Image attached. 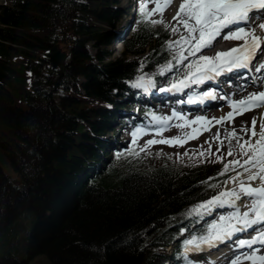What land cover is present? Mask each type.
<instances>
[{
	"label": "trees",
	"instance_id": "1",
	"mask_svg": "<svg viewBox=\"0 0 264 264\" xmlns=\"http://www.w3.org/2000/svg\"><path fill=\"white\" fill-rule=\"evenodd\" d=\"M115 2L11 0L0 13V264H159L185 207L208 188L209 170L146 168L127 156L77 187L93 151L81 143L92 139L86 125L97 131L98 102L137 67L120 58L98 74L89 63L86 44L108 40ZM164 39L141 23L127 48L151 45L153 63L166 54ZM56 43L71 51L63 71L49 59ZM79 75L89 81L85 94ZM7 159L16 176L2 166Z\"/></svg>",
	"mask_w": 264,
	"mask_h": 264
},
{
	"label": "snow or ice",
	"instance_id": "2",
	"mask_svg": "<svg viewBox=\"0 0 264 264\" xmlns=\"http://www.w3.org/2000/svg\"><path fill=\"white\" fill-rule=\"evenodd\" d=\"M148 2H155L156 6L149 11L147 2L140 4L141 22L164 23L162 19L163 11L171 5L172 0H163V3L160 0H148ZM261 10H264V0H183L173 19L184 17L179 20V23L184 26L188 35L181 34L179 40L168 42L169 48H172L174 43L181 46V51L173 57V59H176L177 65L183 64V61L188 59V56L184 55L185 50H187L189 56H194L204 48L211 49L213 41L221 36L225 29L228 31L224 32L223 40L238 39L243 40L244 43L239 48L230 49L227 53H217L214 57L199 56L186 65L182 73L168 81V88L161 87L159 90L182 92L183 89L190 87L192 84L199 85L212 79L213 73L218 75L225 71L231 72L234 69L248 68L255 53L264 43V36H258L255 28L246 31L245 25L250 19H253L250 14L258 13ZM157 12H159L161 19L152 20L151 17ZM258 27L264 31V23H260ZM171 31L175 34L179 29L178 27H172ZM185 45H187L186 49L184 48ZM222 57H229L230 59L221 62ZM201 62H204L203 65H201ZM172 68L173 65L169 62L164 69H161V74L165 69L171 71ZM261 68H264V64L260 65L257 70L259 71ZM133 87H155V81L140 76ZM206 98H214L213 93L205 92L203 96L197 97L200 101ZM189 102L194 101L190 100ZM257 107H264V92L251 93L243 100L232 102L234 111L240 109L239 114ZM150 115L155 124L159 126V132L162 133L169 127L168 122L179 114L173 112L171 117L157 116L154 113H150ZM232 116L233 112H229L227 116L221 117L220 120L231 119ZM180 118L184 119V117ZM195 120L201 121L206 120V118L196 117ZM241 131L246 135L250 133L249 139L237 138L235 131L229 133L230 136L236 139V145L232 146L230 142L227 155L232 156L235 149L237 155L246 157V159H244L243 165H240L239 160L229 161L228 164H225L221 173L223 175L229 171V164L243 167V172L237 173L236 176L231 178L232 182L238 184L239 191L236 189L222 191L211 200L197 205L189 212V215L196 214L201 217L204 214L211 215L213 208L225 206L232 208L233 211L226 215H220L218 220L209 223L201 236H193L191 239L186 240L184 242V252L201 251L203 250L202 245L214 247L218 243L232 240L238 233H244L254 226L261 225L262 227L256 228V234L250 238L234 240L237 249L247 248L249 251L235 255L234 259L231 260V264H246V262L247 264H264V253H262V248H264V119H261L258 131L255 118L251 120V127H244ZM147 134L145 128H137L131 134L133 137L132 145H137L138 139ZM216 138H219L218 135ZM184 142L186 141L174 137L168 140H148L146 146L153 143H168L170 145L179 143L182 146ZM146 146L142 147L141 151L146 150ZM128 154L139 155L134 151V148L128 149ZM241 177L245 178L241 179ZM257 180L259 183L253 186L252 182ZM211 187L215 188L218 185H211ZM242 197L250 198V201L243 205L246 209L244 211H241L240 206L236 203ZM255 245L261 247H254ZM188 264H192V262L189 260Z\"/></svg>",
	"mask_w": 264,
	"mask_h": 264
},
{
	"label": "rangeland",
	"instance_id": "3",
	"mask_svg": "<svg viewBox=\"0 0 264 264\" xmlns=\"http://www.w3.org/2000/svg\"><path fill=\"white\" fill-rule=\"evenodd\" d=\"M2 2V0L0 1V3ZM153 2H150L149 3V5H151ZM155 18H161V16H160V14H159V12H157L155 15H153ZM166 17V18H168L169 20H170V22L172 23V26L173 27H178V29H179V31H177L175 34H173L172 35V38L170 39V41H177V40H179L180 39V36H181V34H186V35H188V33H187V31H185L182 27H181V25H178L175 21H172V17L174 16V13L172 12V11H170L169 10V7L168 8H166L164 11H163V16L162 17ZM117 43H114L113 45H112V49L114 50L113 51V55H112V57L113 56H118V55H120L121 54V51L119 50L118 51V48H117ZM172 50L174 51V56H177V54L179 53V51L181 50V46L180 45H176L175 43L173 44V46H172ZM176 60V59H175ZM177 62V61H176ZM183 62H186V60H184ZM140 76H145V77H148V78H150L151 79V77H152V73L151 72H142L141 74H140ZM139 76V77H140ZM217 110H220V109H217ZM191 120H192V122L190 123V127H198V125L196 126H194V124H193V119H194V114H193V116H191V117H189ZM244 119L245 118H243V122H244ZM236 122H238V121H235V122H233L232 124H231V126H234V124L236 123ZM239 122H242V121H239ZM238 122V123H239ZM196 124H200L201 126H205L206 128H208V130L204 133V135L203 136H201L200 138H198V139H196L195 141L194 140H191V142H190V144H187V146L188 147H191V146H197V144H203L204 142H209V145L211 144V145H213V148L215 149V150H219V153H220V155H227V152H228V149H229V147H230V140H233V139H231V138H229L228 139V137L225 135V134H222V135H220V136H218L219 138L217 139L216 137H217V134H216V132H214V128H215V126H212L211 124L212 123H207V122H205V121H196ZM179 125H183L182 123H179ZM178 125V126H179ZM150 139H152V140H157V138L156 137H151ZM222 142V143H221ZM232 146H235L236 144H234V143H232L231 144ZM234 156L235 155H237L236 154V152H235V149H234V154H233ZM228 157H230L229 155H228ZM234 158V157H233ZM232 159V158H231ZM233 160H239V161H241L242 160V158L241 157H238V158H234ZM231 165V164H230ZM2 166L4 167V169L7 171V172H9V173H11V174H15V171L11 168L12 167V164H11V162H10V160L9 159H7L6 160V162H2ZM231 169H232V171L234 172V173H238L239 171H241V169L242 168H240L239 167V165H231ZM16 175V174H15ZM15 175H13V176H15ZM237 191H239V188L238 189H236ZM222 191H227L226 189L225 190H222ZM221 191V192H222ZM217 195H219V194H217ZM216 195V196H217ZM215 197V196H214ZM212 199V198H211ZM210 199V200H211ZM209 201V200H208ZM186 234V236L189 238V239H191L192 238V236L191 235H189V234H187V233H185ZM198 251H192V255L193 256H196V255H198ZM41 260V257H38V259H36L35 260V262H39ZM225 260H226V258H225Z\"/></svg>",
	"mask_w": 264,
	"mask_h": 264
},
{
	"label": "bare ground",
	"instance_id": "4",
	"mask_svg": "<svg viewBox=\"0 0 264 264\" xmlns=\"http://www.w3.org/2000/svg\"><path fill=\"white\" fill-rule=\"evenodd\" d=\"M183 18H184V17H182V19H183ZM260 23H264V19H260V20H258V23H257V25H256V27H255V29H256V33L262 31V30H260L259 27H258V25H259ZM263 32H264V31H263ZM220 44H221V39L217 37L216 40L213 41V46L211 47V49L205 48V49H204V52H203L201 55H206V56H208V55H210V54H212V53H214V52H218L219 50H225V51H228V50L230 49V45H226V44H225L224 47H220V46H219ZM223 58H224V57H223ZM223 58H222V59H223ZM222 59H221V62H222ZM226 59H230V58L227 57ZM258 92H259L258 89L254 88V87L249 88L248 91H247V89H246L245 91H243L242 93L239 94L240 97L238 98V101L245 99V98H246L249 94H251V93H258ZM232 111H233V113H234V112H236V111H240V109L238 108V109H236L235 111H234V110H232ZM263 112H264V107H262V108L259 109V110H256V111H253V112H249V113H245L244 115H242V117L247 116L246 119L249 118V120H248V122H247L248 124H247L246 127H251V120H252L253 118H255V119H256V129H257V131H258V130H259V125H260L261 119H264ZM209 117H210V116H209ZM221 117H222V115L220 114L216 119H220ZM210 119H211V118H210ZM219 122H222V121H219ZM236 124H237V125H234L233 127L230 128V133L233 132V131H235L237 138H239V137H243V139H245V140L249 139V137H250V133H248V134L246 135L243 131L240 130L241 127H240L239 123H236ZM240 124H242V123H240ZM219 127H220V128H223V127H225V124H224V125H223V124H220ZM243 171H244V170H242L241 172H243ZM236 175H237V174H234V175H232V176L228 179V181H227V188H228V189H229V188H233V187H235V186L237 185V183H234V182H232V180H231V178L234 177V176H236ZM245 175H246V174H245ZM244 178H245V177H241V179H244ZM258 183H259L258 180L252 182L253 186H256ZM245 202H247V201L244 200V201H242L241 203L243 204V203H245ZM255 229H256V228H255ZM255 229H253V230H255ZM253 230L251 231V229H250V232H249V233H252ZM254 233H256V232L254 231L252 234H254ZM206 248H208V246H206ZM216 255H218V253H216ZM214 261H217V262H215V264H230L229 261H226L225 259H217V260H214ZM246 264H247V262H246Z\"/></svg>",
	"mask_w": 264,
	"mask_h": 264
},
{
	"label": "water",
	"instance_id": "5",
	"mask_svg": "<svg viewBox=\"0 0 264 264\" xmlns=\"http://www.w3.org/2000/svg\"><path fill=\"white\" fill-rule=\"evenodd\" d=\"M50 57L53 62L54 67H62L64 64V59L66 54L61 52L57 45L50 49Z\"/></svg>",
	"mask_w": 264,
	"mask_h": 264
}]
</instances>
